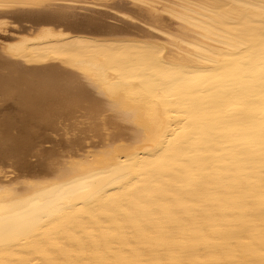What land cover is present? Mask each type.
I'll list each match as a JSON object with an SVG mask.
<instances>
[{"label":"bare ground","instance_id":"bare-ground-1","mask_svg":"<svg viewBox=\"0 0 264 264\" xmlns=\"http://www.w3.org/2000/svg\"><path fill=\"white\" fill-rule=\"evenodd\" d=\"M10 18L0 264H264V0H0Z\"/></svg>","mask_w":264,"mask_h":264},{"label":"rangeland","instance_id":"rangeland-1","mask_svg":"<svg viewBox=\"0 0 264 264\" xmlns=\"http://www.w3.org/2000/svg\"><path fill=\"white\" fill-rule=\"evenodd\" d=\"M68 3H75V2L68 1ZM97 7L103 8L102 6H97ZM24 25H29V24L26 21H21L20 19H17V18H10L8 19L7 23L1 25L0 37L5 38L10 34V32H14V31L18 32V30L21 29L22 26ZM33 29H35L34 26L29 28L28 30H33ZM4 32H8V33H4Z\"/></svg>","mask_w":264,"mask_h":264}]
</instances>
